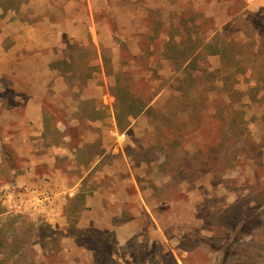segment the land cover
Wrapping results in <instances>:
<instances>
[{"label":"rangeland","instance_id":"rangeland-1","mask_svg":"<svg viewBox=\"0 0 264 264\" xmlns=\"http://www.w3.org/2000/svg\"><path fill=\"white\" fill-rule=\"evenodd\" d=\"M66 1L56 0L55 12L47 0L0 7V156L22 171L0 179V227L26 242L17 253L0 250V264L264 263V0ZM44 15L74 32L65 55L16 36ZM52 31L33 35L69 39ZM170 37L202 48L235 42L237 65L204 48L185 70L164 53ZM51 51L64 78L48 83ZM117 79L153 98L124 129ZM28 94L46 95L67 151L51 143L52 128L39 134ZM92 107L104 116L87 117ZM71 136L85 144L82 158L97 152L96 165L94 157L79 164Z\"/></svg>","mask_w":264,"mask_h":264},{"label":"trees","instance_id":"trees-1","mask_svg":"<svg viewBox=\"0 0 264 264\" xmlns=\"http://www.w3.org/2000/svg\"><path fill=\"white\" fill-rule=\"evenodd\" d=\"M25 0H0V7H3L5 10H8L10 8L17 9L21 6V4ZM5 2L9 3V6L5 5ZM219 38L218 33L214 34L212 39ZM219 43V44H218ZM210 55H220L224 58L225 64L228 67L233 68L237 63L235 62L236 56L239 52V46L235 42H225L223 40H217L216 43L208 42L205 44V47ZM204 48L198 46V47H190L187 44L181 45L177 40H175L174 37H170L168 43H167V49L165 50V55L169 58H172L176 61V64L178 67H182L185 65L184 69L188 70L191 67L198 66V54L201 50ZM240 68L238 70H241ZM246 70L245 68H243ZM189 75H192L189 73ZM117 91L115 92L116 96V119L118 122V126L121 128H127L132 120L139 115H141L148 105L150 104V101L153 99L152 97L148 100H145L138 95H133L131 91L128 90V88L121 85V80L117 79ZM253 95V94H252ZM254 96V95H253ZM58 110V109H57ZM56 110V112H57ZM86 111V110H85ZM104 110L103 109H96L95 107H92L91 109V115L87 116L91 119H100L104 116ZM45 126L48 130L52 128L50 125L52 122L50 121V117L48 115V112H45ZM48 132V131H47ZM52 134H53V143H60L63 141V137L66 136L64 132L56 125L54 128H52ZM69 148L74 150L76 160L79 161V164H88L91 162L92 158L97 154L96 151L91 148V157L89 158H82L84 153V146L85 144H82L79 139H77L75 136H71L70 141H68ZM95 147L96 144L92 143ZM6 147V144H2V148ZM8 157V156H7ZM0 168H3V178L0 177L2 180L1 183H6L12 181L20 172L19 164L17 161L13 158H3L0 163ZM204 171H199V174H203ZM1 175V174H0ZM257 206L252 209V214L258 213L257 212ZM4 213L3 208L0 206V215ZM257 215V214H256ZM6 226V225H5ZM4 225L0 227V250L1 251H7L9 253H17L21 250V247L24 246L26 243L24 239L21 238V236L11 234L9 233V229L5 227ZM25 242V243H24ZM24 243V244H23Z\"/></svg>","mask_w":264,"mask_h":264},{"label":"crops","instance_id":"crops-1","mask_svg":"<svg viewBox=\"0 0 264 264\" xmlns=\"http://www.w3.org/2000/svg\"><path fill=\"white\" fill-rule=\"evenodd\" d=\"M54 1V2H53ZM37 2V0H25L22 4H21V6L19 7V9H28V8H30V7H32V5L33 4H35ZM53 2V3H52ZM67 2V6L66 7H69L70 5H73V3H77V2H75L74 0H67L66 1ZM63 3L60 5V7H61V9H62V7H63ZM56 8H57V3H56V0H47V11L48 10H50V11H52V12H55L56 11ZM11 11L12 10H16L17 11V9H10ZM49 15H44V18H43V21H41L40 22V24H38L39 26H35V25H31V24H29L28 22H25L24 24H22L21 25V30H22V32H23V34L21 33V32H17V34H16V36H18L19 38H22V39H25L26 37L27 38H33V40L34 41H36L39 45H41L42 47H49L50 49H54L53 47H56V46H58L59 47V49H61L62 51L64 50V55L66 54V52H65V50H66V48L67 47H69L68 45H66V43H68L69 41L71 42V43H74V38H75V35H74V32H67V31H60L59 30V28H63L59 23H54L49 17H48ZM37 28H53V31L52 32H54L55 33V36H61V35H68V33H70L69 35H68V40H62L61 39V37H60V39L61 40H58V42H55V43H45L44 41H40V39L38 38V37H34V32L36 31V29ZM87 29V28H86ZM87 31L91 34L92 33V30H91V28H88L87 29ZM54 36V37H55ZM90 38V37H89ZM90 40H92L93 42H94V44L96 45V47H98V42H97V38L95 37H93L92 39H90ZM77 43H80V42H77ZM89 43H91V42H89ZM66 45V46H63V45ZM16 47V46H15ZM40 54H41V52H40ZM39 54V55H40ZM51 56L49 57V62H48V66L49 67H47V73L49 74V76L50 75H52V78L50 77V79L48 80V83H49V81H51V79H53L54 77H55V75H57L58 76V78L57 79H60V78H64V75L62 74V72L60 71V69H58L56 66H55V64H54V62H53V59H51L52 58V55H53V51H51ZM1 77V76H0ZM28 96L30 97V96H34V99H35V104H37L36 106H39V112L41 113L40 114V116H41V121L40 120H37V121H32V123H33V125H35L36 127H39L40 128V130H39V134L40 135H42L43 137H48L47 136V131H48V129H47V127L45 126V112H46V110L44 109V106H43V103H44V98H45V94H41V95H39V97H37L36 95H34V94H28ZM32 98V97H31ZM30 98V100H31V102L32 101H34L33 99H31ZM39 102V103H38ZM33 103V102H32ZM51 126H52V123L50 124ZM55 125H57L61 130H62V128H61V126L59 125V124H55ZM55 125L53 126V128L55 127ZM65 139V136L63 137V140ZM118 139H121L120 138V136H118ZM10 142H11V140H9ZM52 144H54V145H56V143H53V141L51 142ZM61 144H64L63 143V141L62 142H60V143H58L57 144V146H63L64 147V145H61ZM63 151L65 152V151H67L66 149H65V147H64V149H63ZM98 154H96L95 156H94V159L92 160V161H96V159H95V157L97 156ZM1 158H0V163H1V161H2V159H3V156H0ZM91 161V162H92ZM97 164V161L95 162V165ZM90 166V165H89ZM57 170V169H56ZM56 172H58V170L56 171ZM20 173H22V171L20 172ZM54 175H55V173H54ZM48 177H50V175H48ZM51 178V177H50ZM17 182H19V183H21L23 180H22V177L21 176H18L16 179H15ZM79 193V192H78ZM75 195V194H74ZM73 195V196H74ZM77 195V194H76ZM114 201L117 203V199L115 200L114 199ZM4 210V209H3ZM5 210H4V213L3 214H5ZM2 214V215H3ZM1 216V215H0ZM134 227V222H127V223H124V224H122L118 229H117V231H123L124 229H126V228H130V229H132ZM250 237L252 238L253 236H252V234L250 235ZM123 239V238H122ZM261 264H264V263H262L261 262Z\"/></svg>","mask_w":264,"mask_h":264}]
</instances>
